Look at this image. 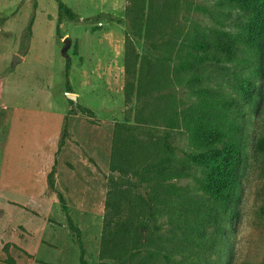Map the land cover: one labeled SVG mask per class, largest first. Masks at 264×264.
I'll list each match as a JSON object with an SVG mask.
<instances>
[{
	"label": "rangeland",
	"instance_id": "obj_1",
	"mask_svg": "<svg viewBox=\"0 0 264 264\" xmlns=\"http://www.w3.org/2000/svg\"><path fill=\"white\" fill-rule=\"evenodd\" d=\"M62 1L77 19H60L55 0H0V264H80L59 194L88 264H110L100 249L109 180L117 176L110 169L117 124L140 140L168 132L181 157L195 148L190 130L199 120L242 157L234 196L223 207L211 203L206 238L191 232L181 244L184 264H263L264 151L256 142L264 137V40L259 48L240 44L249 63H209L208 81L139 90L147 70L161 78L186 73L182 61L198 34L240 40L246 19L238 2ZM243 82L253 84L252 99ZM192 171L178 185L201 194L211 168Z\"/></svg>",
	"mask_w": 264,
	"mask_h": 264
},
{
	"label": "trees",
	"instance_id": "obj_2",
	"mask_svg": "<svg viewBox=\"0 0 264 264\" xmlns=\"http://www.w3.org/2000/svg\"><path fill=\"white\" fill-rule=\"evenodd\" d=\"M55 1L60 19H77L62 0ZM236 1L246 19L240 40L230 34H198L190 39L182 61L188 72L181 75L175 72L171 77L161 78L156 71L147 70L146 75L142 73L139 78V90L142 91L143 84L161 89L173 83L185 85L208 81L211 76L207 66L212 62L249 63V59L240 54V44L252 48L261 46L264 40V0ZM131 65L134 64L127 65V73L134 72ZM132 86L131 82L127 84L128 96ZM253 89L252 83L243 82L241 90L249 99L253 97ZM202 106L205 110L206 102ZM81 109L92 113L88 108ZM199 121L190 130V143L195 148L182 150L181 157L177 155L179 149L171 144L168 132L157 136L150 134L147 140H140L131 127L117 124L110 163V169L117 176L109 180L100 249L103 260L110 264H184L180 248L181 244L191 241V232L199 238H206V227L210 219H214L210 218L211 212H215L211 203L223 207L234 196L242 150L232 142L224 141L218 130ZM256 145L264 151V137L259 138ZM193 166L211 168L208 180L199 187L201 194L197 195L178 185L180 180L195 177ZM49 179L54 190L52 174ZM59 200L69 227L77 233L80 264H88L81 231L68 215L62 194H59ZM262 212L264 215V208ZM189 215L201 220L194 224L187 219Z\"/></svg>",
	"mask_w": 264,
	"mask_h": 264
},
{
	"label": "water",
	"instance_id": "obj_3",
	"mask_svg": "<svg viewBox=\"0 0 264 264\" xmlns=\"http://www.w3.org/2000/svg\"><path fill=\"white\" fill-rule=\"evenodd\" d=\"M27 1H30V0H27ZM66 43H68L69 42V40L67 39L66 41H65ZM21 60V57L20 56H18V55H14L13 56V59H12V64L13 65H15L18 61H20ZM73 99L75 98V96H73V95H70Z\"/></svg>",
	"mask_w": 264,
	"mask_h": 264
}]
</instances>
